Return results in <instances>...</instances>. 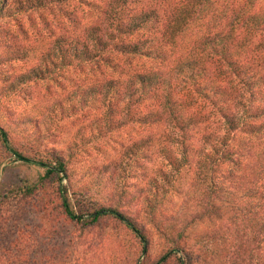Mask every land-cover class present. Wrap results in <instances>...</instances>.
Returning a JSON list of instances; mask_svg holds the SVG:
<instances>
[{
  "label": "trees",
  "instance_id": "obj_1",
  "mask_svg": "<svg viewBox=\"0 0 264 264\" xmlns=\"http://www.w3.org/2000/svg\"><path fill=\"white\" fill-rule=\"evenodd\" d=\"M78 1L91 5L96 15L90 25L58 39L57 57L45 67L88 70L92 78L74 82L67 107L64 100L57 103L60 115H66L65 109L83 115L93 105L95 110L105 107L108 132L98 112L89 124L98 135L131 125L155 127L132 148L142 154L156 147L174 176L184 167L192 169L185 211L190 220L185 216L181 226L178 218L160 216L157 195L156 202L141 198L150 208L144 226L121 204L89 208L70 186L65 156L50 152L45 160L28 157L11 145L0 124L6 149L18 161L45 170L40 183L56 185L66 220L84 229L104 220L124 229L138 245V257L128 264H144L140 257L151 244L148 223L169 245L153 264H167L179 252L178 264H195L185 233L204 220L219 222V234L226 233L221 240L227 252L212 254L219 264H264V0ZM4 6L6 0H0V17ZM210 118L215 126L210 127ZM79 142L87 144L86 134ZM37 190L34 184L13 191L15 203L11 193L0 194V206L16 212L4 217L12 224L1 223L0 230L14 235L12 243L25 241L24 249L12 252L18 264H57L59 253L38 250L34 237L25 234L32 226L21 224L35 214L32 209H44L29 205ZM81 194L91 197L87 187ZM86 255L87 250L79 259Z\"/></svg>",
  "mask_w": 264,
  "mask_h": 264
},
{
  "label": "rangeland",
  "instance_id": "obj_2",
  "mask_svg": "<svg viewBox=\"0 0 264 264\" xmlns=\"http://www.w3.org/2000/svg\"><path fill=\"white\" fill-rule=\"evenodd\" d=\"M95 15L91 5L78 0H6L0 17V124L8 131L11 145L28 157L45 160L50 152L65 156L70 186L89 208H94L96 203L121 204L122 209L135 215L144 226L149 221L146 216L150 208L143 206L141 198L146 195L156 202L157 195L160 216L178 218L182 226L186 222L184 217L188 216L185 211L192 169L184 167L174 176L156 147L142 154L137 146L132 148L143 136L157 131L155 127L131 125L98 135L95 130L90 132L89 124L98 112L102 128L108 132L103 116L105 107L95 110L93 105L83 115H72L65 109L69 115H60L58 101L64 100L67 107L75 89L74 82L81 83L92 77L87 75L88 70L78 72L72 68L54 72L45 65L57 57L58 39L90 25ZM44 68L48 71L43 75L34 74L35 70ZM3 92L11 94L4 96ZM214 121L210 118V127L215 126ZM159 130L163 129L159 127ZM81 132L86 134V145L79 142ZM44 174L43 168L18 161L0 140V194L11 193L15 203L13 191L38 185L29 205L44 209L42 212L32 209L35 214L21 220V224L32 226L25 228V234L34 237L38 250L59 253L57 264H128L138 257V245L118 224L104 220L94 228L84 229L66 220L58 207L56 185L48 181L43 187L40 183ZM171 180L173 185L168 183ZM85 187L91 197L81 194ZM0 208V227L4 222L7 227L12 220L4 221V217L9 218L16 212L13 207ZM148 224L151 244L140 260L153 264L169 245L166 236ZM219 227L217 221L204 220L186 231L187 251L194 254L191 257L195 264H219V259L212 255L225 247L221 237L226 233L219 234ZM8 231L7 228L5 233L0 230V264H18L12 252L24 249L25 241L12 243L14 235ZM85 250L88 255L80 260ZM180 257L181 252L173 255L167 264H178Z\"/></svg>",
  "mask_w": 264,
  "mask_h": 264
}]
</instances>
